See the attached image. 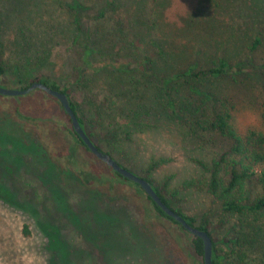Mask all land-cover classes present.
I'll use <instances>...</instances> for the list:
<instances>
[{
  "label": "rangeland",
  "instance_id": "rangeland-1",
  "mask_svg": "<svg viewBox=\"0 0 264 264\" xmlns=\"http://www.w3.org/2000/svg\"><path fill=\"white\" fill-rule=\"evenodd\" d=\"M79 22L94 51L85 71ZM221 59L225 73L202 74ZM0 60L22 65L3 87L41 74L69 86L101 149L155 185L167 182L186 215H207L232 260L240 220L223 211L203 168L223 148L192 120L226 103L238 132L264 133V0H0ZM68 125L40 90L0 95V264H204L193 237L77 144ZM193 180L198 187L184 188ZM259 247L247 248L250 264L263 263Z\"/></svg>",
  "mask_w": 264,
  "mask_h": 264
},
{
  "label": "trees",
  "instance_id": "trees-1",
  "mask_svg": "<svg viewBox=\"0 0 264 264\" xmlns=\"http://www.w3.org/2000/svg\"><path fill=\"white\" fill-rule=\"evenodd\" d=\"M78 30L80 32V36L75 43L80 49L77 53L78 62L81 65L79 69L85 71L92 69L93 67L92 56L94 51L90 46L88 36L84 31L83 24L81 22L78 23ZM260 43L261 40L256 39L253 46L257 47L260 45ZM21 66L22 65L20 63L18 66H9L0 60V82L4 83L10 81L8 76L16 74ZM228 68L229 64L227 60L221 59L216 67L209 68L208 70L203 71L202 74L220 76L225 73ZM11 69H13V71H11ZM194 70L195 67H189L184 73V77L192 76ZM78 75H80V73ZM34 82H41L66 94L73 111L79 118L83 129L93 141V143L100 150H102L98 143L94 141V138L98 136V133L89 130L83 116L79 114L77 106L73 103L70 87L67 85H62L58 80L45 74H41L37 78L29 81L26 87H24V83L21 79H19V77L16 79V81H14V83L17 86H20L21 89L28 88ZM42 92L47 96L56 99L48 95L46 92ZM126 95H128V92L125 91L124 96ZM212 97L215 98V95L212 94ZM260 105L261 114L264 120V97ZM192 115L193 117H196V114ZM67 117L71 124V120L68 115ZM192 126L194 128H199L213 133L223 148L222 153L218 158L213 160L211 166L208 168L207 165L203 164V168L210 174L208 189L212 195H214L216 199L221 202L223 211L238 216L240 220L238 227L239 229L236 231V236L228 241V243L232 244L233 247L236 248V251L234 252L235 256L232 258V260L230 261V257H228L227 254L217 247V242L214 238L213 232L211 231V226L207 215H204L201 218H194L186 215L183 213L181 208H177L176 203L174 202L173 197H175L176 194L174 193L172 196L169 195L167 182L163 186H157L154 184V181L151 179L150 175L143 178L150 182L156 193L167 206L182 216L191 226H194L209 234L213 241L214 264H250V256L247 248L257 249L258 244H260L259 248L264 247V226H262L263 223H259L261 221L260 219L264 217V133L251 131L244 135L238 132L232 125V114L226 103L220 108L214 109L211 116H205L203 119L196 118L195 120H192ZM66 131L77 144L83 146L89 153H91L85 143L75 133L72 125L66 126ZM161 163L163 162H153L148 168L147 173L151 174ZM113 173L116 175V177L130 183L141 193L146 195V197L152 203L155 211L161 217L168 219L170 222L177 225L182 231L190 234L182 227L179 222L167 216L138 184L125 179L115 171H113ZM198 185L199 182L193 180L186 181L183 186L186 189H190L198 187ZM25 234L30 235L28 226L25 227ZM191 236L194 239L193 245L195 253L203 258V241L193 235ZM262 261L263 263L261 264H264V257L262 258Z\"/></svg>",
  "mask_w": 264,
  "mask_h": 264
},
{
  "label": "water",
  "instance_id": "water-1",
  "mask_svg": "<svg viewBox=\"0 0 264 264\" xmlns=\"http://www.w3.org/2000/svg\"><path fill=\"white\" fill-rule=\"evenodd\" d=\"M41 90L46 92L48 95L56 98L60 104L62 105L65 113L69 116L71 120L72 128L75 133L81 138V140L85 143L91 153L100 161L105 163L109 168L113 171L124 177L125 179L138 184L141 189L153 200L162 211L169 217L175 219L179 222L182 227L189 232L191 235L201 239L203 241L204 247V264H214L213 263V241L209 234L205 231H202L194 226H191L182 216L172 210L169 206H167L159 195L154 190L153 186L150 182L143 177L137 175L131 170L122 166L119 162H117L110 154L103 152L100 150L87 135L82 125L80 124L79 118L76 113L73 111V108L70 104V101L66 94L55 90L49 87L46 84L41 82H34L31 86L26 89H12L6 88L0 85V95L7 97H19L30 94L33 91Z\"/></svg>",
  "mask_w": 264,
  "mask_h": 264
}]
</instances>
